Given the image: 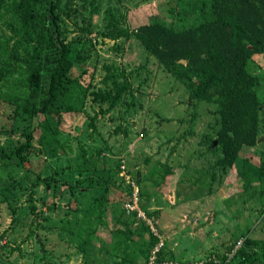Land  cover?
I'll return each instance as SVG.
<instances>
[{
    "label": "rangeland",
    "instance_id": "374dc122",
    "mask_svg": "<svg viewBox=\"0 0 264 264\" xmlns=\"http://www.w3.org/2000/svg\"><path fill=\"white\" fill-rule=\"evenodd\" d=\"M16 1L0 0V43L8 39L7 47L15 39L7 23L16 22L9 11ZM192 2L63 0L64 13H59L69 59L81 57L68 71L77 83L70 87L71 99L81 104L75 113H61L59 123L57 113L39 115L23 161L14 157L0 162V264H142L139 250L147 248L148 231L155 243L161 242V260L176 264H235L241 256L233 259L236 248L260 250L264 182L245 168L251 178L247 185L239 171L246 165L243 159L253 168L264 165V54L248 61V70L258 76L257 137L263 138L241 147L240 161L221 167L216 163L220 148L211 146L218 127L216 105L189 100L183 83L134 35L137 25L152 20L170 21L175 28L190 25L180 9H189ZM111 17L114 26L109 25ZM124 27L126 35L107 36ZM34 47L22 43L18 55ZM1 60L0 55V66ZM108 63L124 73L132 88L110 108L91 99V91L111 85L101 82V65ZM11 80L0 78L4 150L18 146L24 140L18 131L27 129L25 121L14 127L5 117L13 106L1 94L10 96ZM132 183L145 220L123 207ZM115 218L129 222L131 229L147 227L127 240L130 254L122 251L120 234L113 235Z\"/></svg>",
    "mask_w": 264,
    "mask_h": 264
},
{
    "label": "trees",
    "instance_id": "16d2710c",
    "mask_svg": "<svg viewBox=\"0 0 264 264\" xmlns=\"http://www.w3.org/2000/svg\"><path fill=\"white\" fill-rule=\"evenodd\" d=\"M195 1L189 9H180L192 21L186 27L175 28L170 21L152 20L137 25L133 31L142 47L183 83L189 100L216 105L218 127L215 135L221 152L216 163L221 167L232 166L240 161L241 147L254 145L258 138V76L248 70V61L255 54H264V0ZM62 2L17 0L9 8L16 22H9L7 26L15 39L10 47H7L8 39L0 43V78L6 75L12 78L7 84L12 99L3 94L1 99L13 106L11 113L5 116L11 120V125L15 127L16 122L24 124L25 121L27 129L22 127L18 131L24 138L18 146L8 150L0 147L2 163H8L14 157L23 161L22 152L30 145L34 128L32 124L39 115L43 118L46 113H57L55 122L59 123L61 113H75L80 107V99H71L70 87H76L77 83L68 76V71L81 57L75 55V60L69 59V42L65 41L59 13H64ZM115 24L116 20L111 17L109 25ZM127 32L124 27L107 36L113 40ZM22 43H35L36 47L31 51L22 49L19 56L18 48ZM101 68L104 71L101 82L111 81V85L91 91V99L94 102H106L110 108L121 101L126 91L131 93L132 88L124 73L115 65L102 64ZM93 120L90 118V123ZM243 160L246 165L239 173L244 182L249 185L251 179L247 177L245 168L253 170L264 182V165L253 168L248 160ZM167 172L171 170L164 173ZM102 194L97 197L98 203L102 200ZM146 214L153 218L151 213ZM114 225L117 229L112 232L113 235L120 234L123 252L127 251L126 242L133 237L135 230L147 228L141 225L131 229L129 222L119 218L114 219ZM148 235L150 240L147 248L139 250L144 259L142 264H146L149 250L157 240L149 231ZM240 249L236 248L232 254L233 259L238 253L241 255L235 264H245L254 258L264 264V242L260 250ZM127 254L130 253L127 251ZM157 260H161V252ZM212 264L230 262L222 260Z\"/></svg>",
    "mask_w": 264,
    "mask_h": 264
},
{
    "label": "built area",
    "instance_id": "2783aa9c",
    "mask_svg": "<svg viewBox=\"0 0 264 264\" xmlns=\"http://www.w3.org/2000/svg\"><path fill=\"white\" fill-rule=\"evenodd\" d=\"M138 196H139V193H138L137 186H136V184L132 183V191L130 193V199L128 202L123 203V207L127 212L133 211V212H135L136 217H140V218L144 219L143 218L144 215L141 213V211L139 210L138 205H137ZM160 246H161V242H157L150 248L149 255L147 257L148 260H147L146 264H176V263L167 262V261H163V260H157L158 253L160 252ZM202 263H203V261L201 260V261H197V262L191 263V264H202Z\"/></svg>",
    "mask_w": 264,
    "mask_h": 264
},
{
    "label": "water",
    "instance_id": "95a60500",
    "mask_svg": "<svg viewBox=\"0 0 264 264\" xmlns=\"http://www.w3.org/2000/svg\"><path fill=\"white\" fill-rule=\"evenodd\" d=\"M261 138H263V137H258L256 140L259 141V140H261ZM215 144H216V141L213 140L211 145H215Z\"/></svg>",
    "mask_w": 264,
    "mask_h": 264
}]
</instances>
